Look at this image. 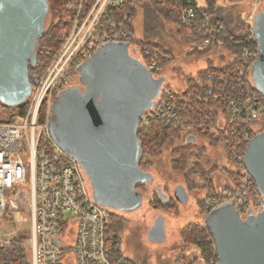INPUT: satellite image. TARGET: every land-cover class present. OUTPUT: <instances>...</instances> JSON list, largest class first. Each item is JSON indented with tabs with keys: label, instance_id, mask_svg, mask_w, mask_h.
<instances>
[{
	"label": "built area",
	"instance_id": "obj_1",
	"mask_svg": "<svg viewBox=\"0 0 264 264\" xmlns=\"http://www.w3.org/2000/svg\"><path fill=\"white\" fill-rule=\"evenodd\" d=\"M122 1L68 0L66 8L74 13L71 26L24 102L26 112L11 123H0V226L9 222L12 215L20 216L25 211L30 217L29 235L18 239L19 256L11 258L2 251L10 248L14 239L7 234L0 239V264H124V259L110 260L105 251L111 210L93 202L89 184L77 163L56 146L49 132L51 105L69 83V75L76 73L102 46L127 45L130 55L159 77L160 65L155 60L145 62L140 53L149 55V51L135 45L133 35L111 17ZM173 16L177 29L192 28L205 34L199 49H207L213 38L223 32L197 0H185L183 5L174 7ZM254 18L255 15L249 21L247 40L256 42ZM220 48L230 57L225 67L214 68L212 73L202 71L206 76L204 85L196 79L194 87L181 94L164 84L155 106L140 120L141 129L149 117L162 127L178 128L185 140L192 136L197 141L200 131L218 137L222 162L229 166L216 171L226 179L220 188H213L211 183L205 188V227L206 217L222 204H231L241 219L262 209L261 200L255 196V182L244 165L248 143L264 128V110L247 89L254 88L252 69L259 58V48L256 44L243 45L237 54L218 45ZM44 103L47 114L40 122L38 111ZM226 182L228 185H224ZM16 189L27 195L26 210L8 206ZM209 240L212 242L210 235ZM6 244L10 246L6 248ZM207 264H217V258Z\"/></svg>",
	"mask_w": 264,
	"mask_h": 264
},
{
	"label": "water",
	"instance_id": "obj_2",
	"mask_svg": "<svg viewBox=\"0 0 264 264\" xmlns=\"http://www.w3.org/2000/svg\"><path fill=\"white\" fill-rule=\"evenodd\" d=\"M45 0H0V103L13 108L30 96L39 78L29 79L28 68L37 62L38 41L49 26ZM259 58L252 69L264 95V11L253 21ZM84 89L67 88L50 108L49 132L56 146L77 163L86 178L93 202L102 208L132 213L143 203L137 187L152 177L139 169L140 120L158 98L164 77L154 78L133 58L127 45L106 44L77 68ZM196 139L186 138L187 146ZM244 165L255 182L262 209L241 219L231 204L215 208L205 219L217 264H264V130L249 143ZM175 199L185 205L181 186ZM158 197L165 202L160 192ZM146 238L165 241L164 219L156 218ZM10 245L6 244L8 248Z\"/></svg>",
	"mask_w": 264,
	"mask_h": 264
},
{
	"label": "rangeland",
	"instance_id": "obj_3",
	"mask_svg": "<svg viewBox=\"0 0 264 264\" xmlns=\"http://www.w3.org/2000/svg\"><path fill=\"white\" fill-rule=\"evenodd\" d=\"M214 2L216 10L214 16L223 21L229 29L236 31V35H241L244 30L247 32L250 27V18L253 15H255L254 22L256 20L257 24V20L264 11V0H214ZM197 4L204 7L205 0H197ZM134 8V16L130 21L131 33L136 40L157 45L170 53L169 63L159 74L166 77L165 86L174 92L181 94L187 90L190 87L189 80L193 84L198 74L209 66L220 69L229 62L228 53L222 51L221 48L208 55L200 54L203 49L194 48L193 44L198 43L195 41L191 43L185 34L180 35L177 27L158 17L146 1L135 2ZM63 19L67 18L63 16ZM195 49L197 54H193ZM75 74L73 77L69 75V84L73 83ZM255 78L256 87L260 89L262 85L258 72H255ZM3 114L0 108V116ZM183 145H186L185 141L174 145L173 149ZM197 146L205 151V159H199L197 163L209 175L207 178H195L196 187L193 189L188 188L182 177L170 169L171 148L163 151L160 157L147 159L148 165L145 167L147 172L154 176L156 183L166 189L165 193L167 192L168 196L172 197L174 188L181 185L187 192L188 202L186 205H180L170 199V202L175 203V209L159 210L156 208L158 205L155 203L156 199L151 188H148L147 195H145L148 199L139 210L130 215H117L122 226L118 238L122 255L127 259L128 264H201L197 261V250L182 244L180 230L189 224L205 227L204 208L201 209L198 202L202 200L205 207L206 186L211 183L213 188H220L219 186L226 179H222L224 176L216 171L218 167L229 165L222 162L219 145L214 149L203 141ZM158 216L164 219L165 241L153 244L147 240L146 235ZM29 229L28 212L21 213L20 216L12 215L9 222L0 226V239L7 234L6 236H9L11 240H18L21 236H28Z\"/></svg>",
	"mask_w": 264,
	"mask_h": 264
},
{
	"label": "trees",
	"instance_id": "obj_4",
	"mask_svg": "<svg viewBox=\"0 0 264 264\" xmlns=\"http://www.w3.org/2000/svg\"><path fill=\"white\" fill-rule=\"evenodd\" d=\"M49 8V26L41 39L38 41L37 49V62L34 66L28 68L29 79L35 77H41L60 47L64 42L65 35L67 34L73 16V11L68 10L66 5L68 0H45ZM141 0H123L122 3L112 11V19L119 25L121 28L126 30L131 34L130 21L134 16V4ZM146 1L153 9L155 14L162 18L168 23H172L176 26V20L173 16L174 7L183 5L185 0H143ZM203 9L209 14L211 21L214 25H218L223 29V32L218 36H215L211 42V45L207 49H203L200 54H209L217 50L218 45L224 47L230 53L237 54L238 48L241 46H255L257 42L249 41L248 30H244V33L241 35H236V31L229 29L223 21L216 18L215 15V2L214 0H205V6ZM63 16L67 19H63ZM180 35H189L190 38L196 43L200 42L205 37V34L198 33L195 29H177ZM256 41V40H255ZM132 42L140 48H145L149 51V55H145L142 51L140 52L143 56L144 61L155 60L159 65L160 69L167 66L169 63L170 53L168 51L162 50L160 47L150 43H142L140 41L132 39ZM158 53V55H156ZM193 54H197V51L194 50ZM152 57V59H150ZM171 60V59H170ZM215 69L209 66L206 70L207 73L214 72ZM75 72L71 73V76ZM159 75V73H157ZM205 73L201 72L197 76V81L202 83L206 82ZM155 76V74H152ZM160 76V75H159ZM190 88H193L195 82H188ZM192 84V85H191ZM254 84V83H253ZM249 92L254 93L257 98L259 106L264 110V95L259 92L257 87L254 85V88L247 86ZM26 103L21 104L18 107L9 108L3 106L0 103L1 111L4 113L3 116H0V123H11L14 118H19L24 115L26 112ZM47 114V107L42 104L38 111L39 121L42 122L44 117ZM194 115V113H193ZM190 117V116H189ZM184 118V117H183ZM264 128L261 130L263 131ZM260 131V132H261ZM197 141L190 146H180L174 148V145L181 144L185 141V136L180 130L174 129L172 127L165 128L160 126L158 122L154 121L153 118H148L147 125L140 129L138 132V139L141 144V155H142V166L145 168L148 165L147 159H154L160 157L163 151L168 148H171L169 155V165L170 169L180 175L188 186V188L193 189L195 186V178L204 177L207 178L209 175L206 170H204L199 163V159H205V151L202 148H198L199 142H207L208 146L217 148L219 145V139L217 136L210 134L209 132H198L196 135ZM215 166V165H214ZM217 168V166H216ZM203 189V188H202ZM19 189L14 191V195L8 199V206L10 209H27L25 205L27 195L24 193L21 195ZM258 200H261V197L257 194ZM155 203L158 205L156 208L159 210H172L175 209V203L168 202L163 204L157 197H155ZM172 201V200H171ZM201 209L204 208L203 201L198 202ZM204 210V209H203ZM26 212V211H25ZM121 220L120 218L110 213V224L107 226L105 231V251L110 260L115 261L119 259H124V264H128L127 260L123 257L121 251V244L118 238V234L121 230ZM209 232L206 227H202L195 224H189L180 230V238L182 244L185 246L194 247L198 252L197 261L201 264H207L211 259L216 260V254L214 251V245L209 240ZM21 240H13L10 248L2 249L3 253L8 257L14 258L19 253ZM19 256V255H18ZM24 261V257H23ZM195 261V262H197ZM193 264V263H191Z\"/></svg>",
	"mask_w": 264,
	"mask_h": 264
},
{
	"label": "flooded vegetation",
	"instance_id": "obj_5",
	"mask_svg": "<svg viewBox=\"0 0 264 264\" xmlns=\"http://www.w3.org/2000/svg\"><path fill=\"white\" fill-rule=\"evenodd\" d=\"M132 54H136L135 52H132ZM154 78H160V77H164V76H159V77H155V76H153ZM74 80H73V83L72 84H67L60 92H62L64 89H67V88H79V89H81V90H83L84 89V86H83V84L81 83V78H80V75L78 74V73H76L75 74V76H74ZM165 78V81L163 82V84H162V87L164 86V84L167 82V79H166V77H164ZM162 87H161V89H162ZM59 92V93H60ZM58 93V94H59ZM58 96V95H57ZM155 104H156V102L154 101L153 102V106H155ZM152 106V107H153ZM151 107V108H152ZM139 169L143 172V173H147V174H149L151 177H152V181L150 182V183H145L143 186H139V187H137V189H136V191L138 192V193H140V194H142L143 195V203L146 201V199H148L145 195H147L146 194V191H147V189L148 188H151V192H152V194H153V196L154 197H157L158 199H159V197H158V194H159V192L163 195V196H165V198L164 199H166L165 200V202H162V200H160L163 204H167L169 201H170V199H172V200H175L176 202H178L176 199H175V196H174V193H175V190H176V188L177 187H179V186H176L175 188H174V190H173V194H172V197H169L168 195L169 194H167V192L165 193V188H163V187H161V185L160 184H158V183H156V180H155V178H154V176L151 174V173H149V172H147V169L146 168H143V166H142V158H141V161H140V163H139ZM181 186V185H180ZM182 188H183V190H184V192H185V195L187 196V202H188V195H187V192H186V190L184 189V187L183 186H181ZM187 202H186V204H187ZM143 203H142V205H143ZM179 203V202H178ZM180 205H182L181 203H179ZM185 204V205H186ZM142 205H141V207H142ZM140 207V208H141ZM139 208V209H140ZM138 209V210H139ZM111 210V209H110ZM111 212L113 213V214H115V215H130V214H133V213H135V212H132V213H125V212H117V211H114V210H111ZM159 217V216H158ZM157 218V217H156ZM156 220V219H155ZM154 220V221H155ZM153 226V225H152Z\"/></svg>",
	"mask_w": 264,
	"mask_h": 264
},
{
	"label": "crops",
	"instance_id": "obj_6",
	"mask_svg": "<svg viewBox=\"0 0 264 264\" xmlns=\"http://www.w3.org/2000/svg\"><path fill=\"white\" fill-rule=\"evenodd\" d=\"M131 34L133 35V33H131ZM186 37H187V39L192 43L193 40L190 38V36H189V35H186ZM133 38H134V37H133ZM134 39H135V38H134ZM135 40H136V39H135ZM137 41H138V40H137ZM193 44H194V48H197V49L199 48V47H198V44H197V45H196L195 43H193ZM195 50H196V49H195ZM125 259H126V258H125ZM126 260H127V259H126ZM127 263H128V261H127Z\"/></svg>",
	"mask_w": 264,
	"mask_h": 264
}]
</instances>
